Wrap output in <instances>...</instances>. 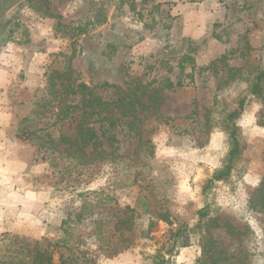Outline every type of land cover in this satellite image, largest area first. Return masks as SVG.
Returning a JSON list of instances; mask_svg holds the SVG:
<instances>
[{"label":"rangeland","instance_id":"374dc122","mask_svg":"<svg viewBox=\"0 0 264 264\" xmlns=\"http://www.w3.org/2000/svg\"><path fill=\"white\" fill-rule=\"evenodd\" d=\"M0 30V264H264V0H30Z\"/></svg>","mask_w":264,"mask_h":264},{"label":"trees","instance_id":"16d2710c","mask_svg":"<svg viewBox=\"0 0 264 264\" xmlns=\"http://www.w3.org/2000/svg\"><path fill=\"white\" fill-rule=\"evenodd\" d=\"M263 80H264V71L259 74L256 83L253 85V88H252L253 94L261 95V93H262L261 82ZM245 103H246L245 99H241L238 102V107L235 110H233L232 112H230V114L228 115L227 121L230 124H228L227 127L230 129V134H231V138L233 141V147L230 151V160H232L240 150V144H239V140L237 138V127H236L234 120L236 117H238L243 112L244 107H245ZM106 104H109V103H106ZM130 106L134 107V104L132 101H128L127 103L121 102L119 104V107H122V108L123 107L129 108ZM123 121L124 120L122 118L116 117V118L111 120V124H110L111 126L109 125V127L107 129H111V128L115 129L116 126ZM104 134H105V132H103L102 135H104ZM115 136H116L115 133H112L110 136H108L106 142H108L110 144L113 143L116 140ZM100 137H101V135L98 133V131L95 128L88 129V132L82 134L80 147L78 148L77 151L80 152L81 154H84L85 152L83 151V146H85V144H87L88 141H91L92 139H95L94 142L92 143L94 146H96V144H98V140H99L100 144H103L104 141L102 139L100 140ZM231 168H232V164L229 162L227 164L226 168L224 170L219 171L213 179L220 180V179L228 176L230 171H231ZM128 209L132 210V211L135 210V208H128ZM201 216H202V218H201ZM203 216H204V210H201L200 211V222H199L198 226L201 225V220L203 219ZM181 235H183V233L180 229L176 233V236H178V237L180 236V238L176 237L174 239V243L176 244L178 241H180L179 247L188 246L189 245L188 235L184 236V237ZM216 247L217 246H214V248H213L211 245L208 247L204 246L203 251H202V256L200 258L201 264H225V262L220 263V261L222 260L220 255L222 253H224L225 251H223V249H219ZM216 254H219V255L214 257L213 255H216Z\"/></svg>","mask_w":264,"mask_h":264},{"label":"water","instance_id":"95a60500","mask_svg":"<svg viewBox=\"0 0 264 264\" xmlns=\"http://www.w3.org/2000/svg\"><path fill=\"white\" fill-rule=\"evenodd\" d=\"M29 0H0V22L12 14H17Z\"/></svg>","mask_w":264,"mask_h":264},{"label":"crops","instance_id":"0c3cea01","mask_svg":"<svg viewBox=\"0 0 264 264\" xmlns=\"http://www.w3.org/2000/svg\"><path fill=\"white\" fill-rule=\"evenodd\" d=\"M45 36H42L41 39H43ZM47 37V36H46ZM44 40V39H43ZM49 50L46 51V54L48 56Z\"/></svg>","mask_w":264,"mask_h":264},{"label":"flooded vegetation","instance_id":"af4514ba","mask_svg":"<svg viewBox=\"0 0 264 264\" xmlns=\"http://www.w3.org/2000/svg\"><path fill=\"white\" fill-rule=\"evenodd\" d=\"M1 31V30H0ZM1 35V34H0Z\"/></svg>","mask_w":264,"mask_h":264}]
</instances>
